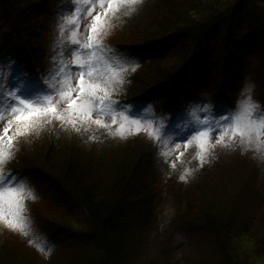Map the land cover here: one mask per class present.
I'll list each match as a JSON object with an SVG mask.
<instances>
[{"label": "trees", "instance_id": "16d2710c", "mask_svg": "<svg viewBox=\"0 0 264 264\" xmlns=\"http://www.w3.org/2000/svg\"><path fill=\"white\" fill-rule=\"evenodd\" d=\"M40 4L44 0H0L7 36L37 61L33 27ZM151 21L150 32L117 36L126 59L138 66L113 99L133 112L150 105L167 115L202 97L206 107L228 113L252 67L264 78V0H159ZM260 91L264 107V83ZM36 131L34 152L22 155L14 169L46 181L62 201L74 200L83 212L78 217L58 201H31L28 210L44 234L73 235L68 252L49 256L47 264H169L155 255L165 245L151 237L157 145L136 136L113 137L95 126L76 133L56 122ZM225 201L210 200L199 209L188 223L191 230L214 241L221 264H264L259 223L250 226L238 206ZM16 241L7 238L0 246V264H42L36 241L29 240L26 249Z\"/></svg>", "mask_w": 264, "mask_h": 264}, {"label": "snow or ice", "instance_id": "6c2138e0", "mask_svg": "<svg viewBox=\"0 0 264 264\" xmlns=\"http://www.w3.org/2000/svg\"><path fill=\"white\" fill-rule=\"evenodd\" d=\"M142 2L86 0V6L81 8L79 0H73V7L59 21L57 52L47 81L18 71L12 61L6 65L9 78L5 80L0 67V124H5L7 117L0 132V223L7 229L25 237L30 235L26 201L36 196L26 177L5 173L3 165L14 158L19 138L46 124L59 122L61 127L76 133L95 125L121 139H126L133 130L139 134L150 129L149 137L158 143L168 134L170 126L180 128L184 133L181 142L189 147L195 142L198 147L201 165L216 145L264 152V107L252 100L250 89L234 115L217 114L201 102L199 106L182 109L178 121L180 114H156L150 105L133 112L125 102L113 99L129 70L135 71L138 65L106 45L104 39L111 28V19L131 16ZM85 18L91 22L82 32ZM213 136L217 137L215 144ZM163 155L167 157L168 153ZM39 247L41 252L46 248L51 252L47 242Z\"/></svg>", "mask_w": 264, "mask_h": 264}, {"label": "rangeland", "instance_id": "374dc122", "mask_svg": "<svg viewBox=\"0 0 264 264\" xmlns=\"http://www.w3.org/2000/svg\"><path fill=\"white\" fill-rule=\"evenodd\" d=\"M158 1L143 0L136 6L137 10L131 16H120L118 19L110 18L111 28L104 43L125 55V52L120 50L118 34L150 32L151 20ZM44 2L45 4L38 5L40 7L38 24L33 27L37 35V40L34 43H37L36 47L39 48L40 61L33 58L30 52L22 51L21 43L14 36H7L4 25L0 24V67H3L5 80L9 78L6 67L9 61L15 62L16 69L30 77L48 80L53 68V56L57 52L59 21L65 12L73 7V0H44ZM79 5L84 8L86 0H79ZM97 10H101L99 6H97ZM90 22L88 18L83 20L82 32L84 26ZM252 68L253 70L247 75L246 81L235 96V108L226 112L227 114H235L241 101L246 98L247 89L251 90L252 100L260 106L262 95L260 90L264 78L258 76L254 67ZM40 87L43 88L44 85L41 84ZM194 100L197 101L194 102V106H199L201 102L204 104L205 101L202 97L199 100L194 98ZM175 113L180 114L177 117L178 121L182 116L181 110H177ZM6 119L7 117L5 124ZM5 124H0V132ZM149 131L151 130L134 134L133 130V133L127 136L147 139L151 144L157 145L156 165L154 166L156 180L153 181L150 191L153 196L152 218L154 221L151 237L153 241L157 239L160 245L164 244L165 249L162 254L156 253L155 255H159L160 258L165 257L169 264H221L220 257L215 254L214 241L205 232L192 231L188 224L194 223L192 218L199 216V209L205 207L210 200L214 201L220 198L226 200L227 207L238 206L237 209L243 213L244 221L250 226H253L256 220L260 228L258 234L262 233V238L264 237V152H244L239 148L216 145L201 165L198 147L195 142L191 147L181 142L180 136L184 133L180 128L170 126L168 134L159 143L149 137ZM32 138H37V131L19 138L15 144L14 158L3 165L5 173H17L19 176L26 177L28 186L36 196V199L26 201L25 215L30 221L31 232L28 237L21 234L24 238L19 239L20 233L13 232L0 223V246L7 241V238L12 239L13 242L17 240L16 242L25 249L29 240L36 241L39 245L42 242H47L51 248L50 253L47 248L43 252L40 250V252H36L39 254V262L47 264L49 256L68 252V248L65 246L70 244L73 235L66 230L44 234L39 223L28 210L31 201L39 200V203L58 201L59 205L69 207L71 213L78 217H82L83 212L74 200L63 199L62 201L61 194L49 187L46 181L31 173L14 169L16 168L15 164L19 166V159L22 155L34 152L35 146L32 144ZM216 139L217 137H212L213 144ZM163 153H168L167 157ZM180 153H183L182 158ZM173 163H175V167L172 166ZM182 176H185L186 179H181ZM219 196L221 197L219 198ZM63 202H67V205H64ZM161 246L156 251L161 250Z\"/></svg>", "mask_w": 264, "mask_h": 264}]
</instances>
